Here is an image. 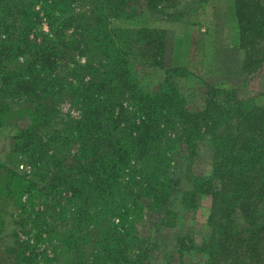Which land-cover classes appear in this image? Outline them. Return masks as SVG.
I'll use <instances>...</instances> for the list:
<instances>
[{"label":"trees","instance_id":"obj_1","mask_svg":"<svg viewBox=\"0 0 264 264\" xmlns=\"http://www.w3.org/2000/svg\"><path fill=\"white\" fill-rule=\"evenodd\" d=\"M38 1L0 0V129L16 128L0 160V202L19 201L8 248L15 264H151L138 222L176 218V193L184 209L211 197L210 230L195 248L205 264H264V102L207 83L191 108L179 83L186 70L165 64L166 30L110 23L133 17L136 4L169 0H41L49 32ZM235 1L242 70L252 74L264 64V0ZM140 61L165 68V80L149 89ZM64 100L79 117L60 109ZM207 136L209 171L178 174L175 159L192 167Z\"/></svg>","mask_w":264,"mask_h":264},{"label":"rangeland","instance_id":"obj_2","mask_svg":"<svg viewBox=\"0 0 264 264\" xmlns=\"http://www.w3.org/2000/svg\"><path fill=\"white\" fill-rule=\"evenodd\" d=\"M172 2L173 0L166 1L155 8L146 6L140 8L136 4L133 17H115L111 19L110 23L115 27L151 26L166 30L165 64L166 66L182 67L186 70L183 77H180L179 83L191 108H199L203 104L207 83L218 90H235L239 96L253 98L259 103L264 102V64L252 74H247L242 70L247 60V53L238 44L240 19L236 13V1L176 0L175 4ZM41 5L42 2L39 0L34 8L40 10V15L43 17L42 29L49 32L48 20L44 16L45 12ZM74 5L78 4L74 3ZM87 9V5L82 8L84 14L87 13L85 12ZM78 21L85 25L91 19L86 16H78ZM75 57L81 62L85 60L78 53L75 54ZM59 69L64 75L68 74L66 67L60 66ZM137 71L142 82L149 89L155 88L166 77L165 68L149 65L142 61L137 64ZM69 100H64L60 104V109L66 114L79 117V107ZM29 122V118L25 117L20 124L27 126ZM15 131L14 127L0 129V160L6 158ZM198 149L199 155L192 167H188L184 160L175 159V168L178 174H183L188 169V173L209 171L212 148L208 136L199 141ZM13 166H16L15 162H13ZM19 169L29 172L30 166L21 163ZM183 183L184 180L181 181V184ZM2 204L3 208H1L10 213L7 212L4 215L6 229L0 225V264H15L14 254H10L8 248L15 239L13 231H11L12 219L15 218L12 213L18 210L19 201L0 202V206ZM170 205L178 212L176 218L169 222H163L162 218L154 213H148L138 222L140 233L151 242V264H166L169 257L181 259L186 264H205L206 255L196 251L195 248L200 246L210 230L207 220L211 197L201 198L200 204L195 209H184L180 196L176 193ZM1 220L0 217V223ZM22 237H26V235L22 234ZM34 240L40 250L44 247L51 249L47 240L41 241L31 234V241Z\"/></svg>","mask_w":264,"mask_h":264}]
</instances>
